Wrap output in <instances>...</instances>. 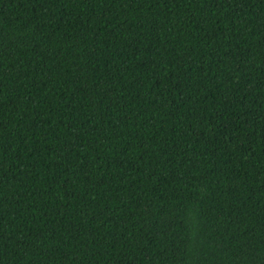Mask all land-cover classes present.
<instances>
[{
    "label": "trees",
    "instance_id": "1",
    "mask_svg": "<svg viewBox=\"0 0 264 264\" xmlns=\"http://www.w3.org/2000/svg\"><path fill=\"white\" fill-rule=\"evenodd\" d=\"M0 264H264V0H0Z\"/></svg>",
    "mask_w": 264,
    "mask_h": 264
},
{
    "label": "snow or ice",
    "instance_id": "2",
    "mask_svg": "<svg viewBox=\"0 0 264 264\" xmlns=\"http://www.w3.org/2000/svg\"><path fill=\"white\" fill-rule=\"evenodd\" d=\"M174 2H175V0H174ZM218 2H219V0H218ZM208 3H213V0H208Z\"/></svg>",
    "mask_w": 264,
    "mask_h": 264
}]
</instances>
